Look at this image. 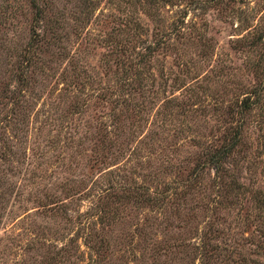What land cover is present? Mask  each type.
Returning a JSON list of instances; mask_svg holds the SVG:
<instances>
[{
    "label": "rangeland",
    "instance_id": "374dc122",
    "mask_svg": "<svg viewBox=\"0 0 264 264\" xmlns=\"http://www.w3.org/2000/svg\"><path fill=\"white\" fill-rule=\"evenodd\" d=\"M0 264H264V0H0Z\"/></svg>",
    "mask_w": 264,
    "mask_h": 264
},
{
    "label": "trees",
    "instance_id": "16d2710c",
    "mask_svg": "<svg viewBox=\"0 0 264 264\" xmlns=\"http://www.w3.org/2000/svg\"><path fill=\"white\" fill-rule=\"evenodd\" d=\"M247 100H248V98L243 100V101L245 102ZM246 108H247V106H245V108L243 107L244 110ZM246 111H247V109H246ZM239 112H241V111H239ZM237 143H238V134L235 133L233 136L230 137L228 142L221 145L220 147L213 149L210 153H208L207 161L210 162V164H213L215 168L222 167V163L224 162V159H226L227 157H229L233 153Z\"/></svg>",
    "mask_w": 264,
    "mask_h": 264
}]
</instances>
